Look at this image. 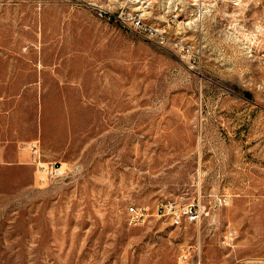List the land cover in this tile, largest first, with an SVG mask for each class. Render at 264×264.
<instances>
[{"label":"rangeland","instance_id":"rangeland-1","mask_svg":"<svg viewBox=\"0 0 264 264\" xmlns=\"http://www.w3.org/2000/svg\"><path fill=\"white\" fill-rule=\"evenodd\" d=\"M0 264H264V0H0Z\"/></svg>","mask_w":264,"mask_h":264},{"label":"built area","instance_id":"built-area-1","mask_svg":"<svg viewBox=\"0 0 264 264\" xmlns=\"http://www.w3.org/2000/svg\"><path fill=\"white\" fill-rule=\"evenodd\" d=\"M198 1V0H194ZM118 20L122 23L130 25L134 29L143 33H150L154 37H161L163 30L154 28L152 25L146 22L143 15L136 12H121ZM38 169L42 172L51 173L54 176H60L63 174V166H51L46 163H39ZM157 213L161 217L170 219L172 225L182 226L184 224L200 223L203 216V211L199 204L189 203L186 205H180L173 201H163L157 205ZM150 210L146 206L132 205L129 208V224L139 225L144 223L148 217H150Z\"/></svg>","mask_w":264,"mask_h":264},{"label":"bare ground","instance_id":"bare-ground-1","mask_svg":"<svg viewBox=\"0 0 264 264\" xmlns=\"http://www.w3.org/2000/svg\"><path fill=\"white\" fill-rule=\"evenodd\" d=\"M233 1H237V0H233Z\"/></svg>","mask_w":264,"mask_h":264}]
</instances>
